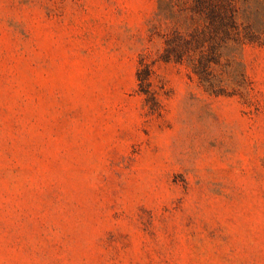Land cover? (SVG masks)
Instances as JSON below:
<instances>
[{
  "label": "rangeland",
  "instance_id": "obj_1",
  "mask_svg": "<svg viewBox=\"0 0 264 264\" xmlns=\"http://www.w3.org/2000/svg\"><path fill=\"white\" fill-rule=\"evenodd\" d=\"M228 1L203 80L162 58L193 0H0V264H264V0Z\"/></svg>",
  "mask_w": 264,
  "mask_h": 264
},
{
  "label": "trees",
  "instance_id": "obj_2",
  "mask_svg": "<svg viewBox=\"0 0 264 264\" xmlns=\"http://www.w3.org/2000/svg\"><path fill=\"white\" fill-rule=\"evenodd\" d=\"M194 17L201 20L202 24L192 28L186 35L175 32L167 38L162 58L165 62L173 60L179 63L185 52L194 73L202 79V72L219 57L218 48L230 41L243 44L253 40L254 34L250 28L237 25L236 11L228 0H193L192 19ZM140 64L144 65L143 57L140 58ZM142 67V70H138V78L146 80L148 68Z\"/></svg>",
  "mask_w": 264,
  "mask_h": 264
}]
</instances>
